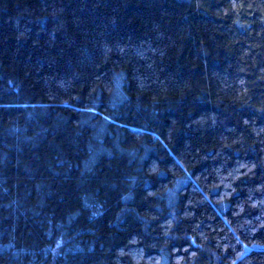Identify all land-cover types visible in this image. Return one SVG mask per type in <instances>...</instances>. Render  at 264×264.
I'll return each mask as SVG.
<instances>
[{
    "label": "trees",
    "instance_id": "trees-1",
    "mask_svg": "<svg viewBox=\"0 0 264 264\" xmlns=\"http://www.w3.org/2000/svg\"><path fill=\"white\" fill-rule=\"evenodd\" d=\"M0 264H264V0H0Z\"/></svg>",
    "mask_w": 264,
    "mask_h": 264
}]
</instances>
